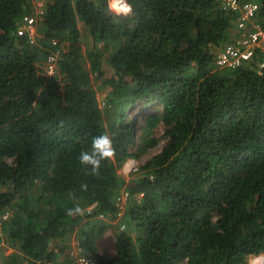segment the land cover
<instances>
[{"label": "trees", "instance_id": "1", "mask_svg": "<svg viewBox=\"0 0 264 264\" xmlns=\"http://www.w3.org/2000/svg\"><path fill=\"white\" fill-rule=\"evenodd\" d=\"M253 1L264 27V0ZM127 3L117 20L110 0H0V219L11 212L0 264H75L79 254L243 264L264 252V50L218 69L236 11L218 0ZM144 109L137 126L132 113ZM102 133L115 155L88 175L79 153ZM158 145L135 176L118 173ZM76 204L85 213L68 216ZM108 229L110 256L99 246Z\"/></svg>", "mask_w": 264, "mask_h": 264}, {"label": "built area", "instance_id": "2", "mask_svg": "<svg viewBox=\"0 0 264 264\" xmlns=\"http://www.w3.org/2000/svg\"><path fill=\"white\" fill-rule=\"evenodd\" d=\"M37 5H41V0H34ZM222 7L236 11L238 13L237 19L234 22L235 28L238 34L235 38L231 39V43H226L217 52L214 59V65L220 69H236L242 64L251 61L254 52L258 50H264V27L261 26L255 20V14L257 12V4L253 0H218ZM26 28L29 30L31 37L34 34V19L26 17ZM55 45V40L52 41ZM56 55L50 57V63L48 65V72L52 73L54 68V61ZM264 63L259 64L258 71L261 73ZM133 161L126 164L125 168L134 169ZM126 192H122L118 198L121 203L127 201ZM142 195V194H141ZM8 212H5L0 219V236L2 221L7 219ZM262 258L261 264H264V254H260L254 259ZM75 264H98L95 259L79 254Z\"/></svg>", "mask_w": 264, "mask_h": 264}, {"label": "clouds", "instance_id": "3", "mask_svg": "<svg viewBox=\"0 0 264 264\" xmlns=\"http://www.w3.org/2000/svg\"><path fill=\"white\" fill-rule=\"evenodd\" d=\"M111 5L109 7V11L114 12L117 20L121 17H127L132 12L131 6L127 3V0H112L110 2ZM216 67V66H215ZM217 68V67H216ZM220 69V68H218ZM139 111V110H135ZM148 110H143L142 114L146 113ZM134 112V111H133ZM133 115V114H132ZM136 117V125L138 123L142 124L143 117ZM115 155V148L113 146V139L107 134L102 133L99 135H95L91 138L90 141V149L87 151H81L79 153V162L85 169H88V175H100V170L102 166V162L106 160H111ZM81 190L87 191V184L80 185ZM85 210L82 209L79 204H76L72 208L67 209L68 216L74 215H83ZM264 254V252H260L257 254H248L246 258L252 260L251 264H261L262 258L254 259V257ZM249 257V258H248Z\"/></svg>", "mask_w": 264, "mask_h": 264}, {"label": "rangeland", "instance_id": "4", "mask_svg": "<svg viewBox=\"0 0 264 264\" xmlns=\"http://www.w3.org/2000/svg\"><path fill=\"white\" fill-rule=\"evenodd\" d=\"M110 2H112V0H110ZM93 82V79H92ZM98 82H94L93 86L96 89V95H97V99L99 101V104L101 107L104 106V102H106L105 99V93L103 91H100L101 88H97ZM103 90V89H102ZM105 91H108L109 89L104 87ZM154 105V104H153ZM108 107V106H107ZM109 109V108H108ZM138 112L134 111L133 115H137ZM140 125V122L138 123V126ZM137 132V131H136ZM161 134V132H159V135ZM160 145H158L157 147L150 149L149 151H147L144 155L141 156L140 159H133V158H129L127 159L122 166L118 169V173L123 176L124 178L130 177V176H135V173H137V169L138 166L140 164H142V162H144L148 157H150L151 155L157 153V151L159 150ZM133 161V166L134 169L131 168L130 170L125 168V165L128 164L129 162ZM141 196V194L139 195V197ZM127 205V201H124L121 203V206H125ZM88 207V206H87ZM11 215V212H8V216ZM8 218V217H7ZM116 223V221L114 222V224ZM2 241L0 242V245L2 244ZM99 244L101 245V250H103L104 252H101L102 254L106 255V256H110L114 250V236H113V230L112 229H108V231L103 235V237L99 240ZM12 250L11 248H7L6 250L3 251L4 255H8L9 253H11ZM106 253V254H105ZM249 258V257H248ZM248 262H250V258L248 259ZM247 262V264H248Z\"/></svg>", "mask_w": 264, "mask_h": 264}, {"label": "crops", "instance_id": "5", "mask_svg": "<svg viewBox=\"0 0 264 264\" xmlns=\"http://www.w3.org/2000/svg\"><path fill=\"white\" fill-rule=\"evenodd\" d=\"M149 111H151V112H155L156 110L155 109H150ZM133 114V113H132ZM137 117H145V114L143 113H141L140 111H138V114L136 115ZM73 240H71V245L73 244ZM99 246H100V249H101V245L99 244ZM102 252H104L103 250H101ZM247 262H248V259L246 258V256H245V259H244V263L243 264H247ZM251 262H252V260H250V262H248V264H251Z\"/></svg>", "mask_w": 264, "mask_h": 264}]
</instances>
